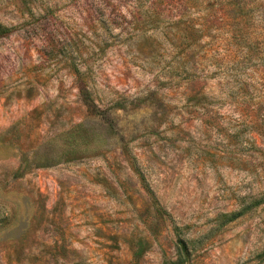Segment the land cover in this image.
I'll return each instance as SVG.
<instances>
[{
    "label": "rangeland",
    "instance_id": "374dc122",
    "mask_svg": "<svg viewBox=\"0 0 264 264\" xmlns=\"http://www.w3.org/2000/svg\"><path fill=\"white\" fill-rule=\"evenodd\" d=\"M20 1L0 264H264V0Z\"/></svg>",
    "mask_w": 264,
    "mask_h": 264
},
{
    "label": "trees",
    "instance_id": "16d2710c",
    "mask_svg": "<svg viewBox=\"0 0 264 264\" xmlns=\"http://www.w3.org/2000/svg\"><path fill=\"white\" fill-rule=\"evenodd\" d=\"M18 1L23 4L22 1H20V0H18ZM10 35H11V30L10 29L0 26V40L8 38ZM85 93L86 92H84V94ZM182 251L184 252L185 249L182 248Z\"/></svg>",
    "mask_w": 264,
    "mask_h": 264
}]
</instances>
